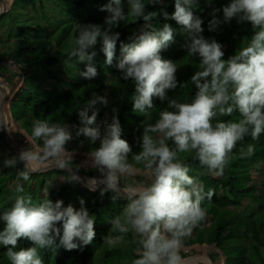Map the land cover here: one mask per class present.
I'll list each match as a JSON object with an SVG mask.
<instances>
[{"label":"clouds","instance_id":"9594fccd","mask_svg":"<svg viewBox=\"0 0 264 264\" xmlns=\"http://www.w3.org/2000/svg\"><path fill=\"white\" fill-rule=\"evenodd\" d=\"M156 5L162 6L161 12L147 11L148 6ZM163 5L164 0H150L147 7L143 0H109L99 9L107 13L103 25H78L75 47L64 60L65 64L69 60L85 64L79 76L93 80L98 76L94 63L96 46L102 45L105 64L110 67L117 60V42L120 41V33L115 29L129 18L144 22L138 32L129 37L130 43L120 44L116 63L120 79L134 85L133 111L145 118L140 125L141 135L136 139L138 152L122 139L118 108L113 107L112 115L106 113L98 122L96 106L107 107L109 101L107 96L94 94L78 111L82 126L76 136L85 137L93 146L81 165H73L74 153L66 148L73 139L72 129L77 126L49 123L45 119H35L31 126V137L42 141V147L38 151L21 149L17 156L3 161L4 167L12 169L23 163V170H19L17 176L24 181L30 180L37 171L34 165L38 164L40 170L55 168L68 172L66 183L83 184L93 192L99 189L101 197L110 193L113 202L125 200L120 214L109 222L111 228L103 237V243L114 247L133 233L139 245V258L132 264H185L181 256L184 242L195 229L202 230V222L208 215L203 204L205 200H212L214 191L205 192L203 183L189 175L191 169L181 154L194 153L193 158L208 174L220 177L229 166L238 143L247 136L256 141L264 134V0H230L222 9L212 7L208 0V7L212 8L207 25L209 32H219L233 20L252 27L253 35L245 39L247 45L240 46L236 54L227 59H224V45L203 34L204 20L194 11L200 7L199 0H174L171 14ZM161 15L165 21H174L187 35L181 47L188 57L199 60L190 78L196 89L190 103L179 102L169 95L188 81L178 82L176 62L162 57V52L175 43L177 29L170 23L154 27V20ZM156 99L167 103V108L159 113L156 123L151 124L147 117L156 106ZM235 112L240 114L238 121L220 119ZM3 125L7 126L6 120ZM169 141L174 148L169 146ZM254 151L255 146L249 144L246 150L240 148L239 154L247 158ZM130 158L134 163H130ZM136 165H142L139 171L150 182L122 184V178L137 174ZM82 167L94 169L99 177L88 178L85 183L77 174ZM15 191L12 206L0 213V221L5 224L0 231V245L6 249L11 264H44L40 250L55 253L59 248L79 250L95 240L97 218L85 207L83 199L77 210L72 205L65 206L62 200L53 202L47 187L46 197L38 204L33 203L31 196L23 194L22 185L18 184ZM21 239L31 241L33 246L17 251Z\"/></svg>","mask_w":264,"mask_h":264},{"label":"trees","instance_id":"16d2710c","mask_svg":"<svg viewBox=\"0 0 264 264\" xmlns=\"http://www.w3.org/2000/svg\"><path fill=\"white\" fill-rule=\"evenodd\" d=\"M49 1L53 2L52 10L47 9V2ZM108 2L109 0H14L12 3H9L7 12L0 17V20L3 18L10 20V25L7 29H4V36L0 34V38L4 37L7 40L15 41L14 48L13 46L10 47V53L0 51V60L2 62L11 61L21 72H16L4 63H0V78L6 82L9 88L14 86L17 79L23 78L24 87L21 88L18 101L11 106V113L13 119L17 123H21L19 125L30 138H32V122L35 119H45L49 123L58 122L61 125L65 123L76 125L77 127L72 129L73 135H76V131L82 126L78 117V111L82 107H85L87 101L91 100L95 94L98 96H107L109 101L107 107L101 104L96 106L99 109L98 121L103 120L106 113L111 116L113 107L118 108L119 119L123 129L122 139L128 141L132 147L136 145V139L141 135L142 131L140 125L145 118L142 114L133 111L131 97L134 92V85L131 81L126 82L120 79L121 73L118 71L116 63L118 62L120 54V44L130 43L129 37L133 33L138 32L144 22L142 20L139 21L137 18H129L128 21L121 23L118 29H115V31L120 33V41L117 42V60H114L112 66L109 67L105 64L106 57L101 51L102 45L98 44L96 46L95 51L97 52V56L94 58V63L98 71V76L95 79L86 80L79 76V72L85 70V64H79L76 60H69L66 64L64 63V60L68 59L70 52L75 47L74 41L79 30L78 25L89 23L103 25L107 13L101 12L99 9ZM143 2L147 7L150 0H143ZM209 2H212V7L222 9L230 0H209ZM199 4L200 7L195 8L194 11H197V14L204 20L203 27L205 31L203 34L206 38H215L219 43L224 45V59L235 55L240 46L247 45V40L245 39H250L253 35L252 27L249 23L238 24L233 20L230 25H223L219 32H209L207 25L211 19L209 13L212 11V8L208 7V0H199ZM17 5L33 8V10L41 14L44 20L38 21L34 19L26 23L28 20L26 18L22 20V24L19 23V19H22L25 14L23 13L22 17L17 14ZM123 6L127 11V4L125 3ZM163 8L171 14L174 11V0H164ZM161 9V5L154 7L148 6L147 11L161 12ZM25 12L27 13L26 10ZM47 12L57 14L59 17L56 20H51ZM219 15L222 18V12ZM164 23H170L177 31L174 37L175 43L169 49L162 52V57L176 62L178 82L184 83L188 81L183 88L178 87L175 92H170L169 95L179 102L190 103L196 91L195 86L190 82V78L198 68L199 60L195 57H188L187 53L181 47L187 35L179 29V26L174 21H165L161 15L154 20L153 26L159 27ZM0 27H2L1 24ZM154 103L156 106L163 104L167 108V103H161L158 99L154 100ZM168 110L173 111V109ZM5 111L7 112L6 105ZM159 113L154 109L151 110L150 120L153 124L158 120ZM89 115H91V111ZM240 118L239 112H235L232 116L221 117L220 119L224 121H238ZM1 129L2 126L0 123V138L5 140V134ZM260 137L262 138L260 144L264 146V134H261ZM72 141H74V138L70 142ZM33 142L39 148L42 147V141L33 139ZM168 143L170 147H175L171 141ZM253 143L254 140L250 136L245 137L244 141L237 144L234 153H237L242 146ZM13 155L17 154L11 149L10 157ZM194 155V153L181 154V158L191 169L189 175L198 178L203 183L205 192L209 189L214 191L212 200L210 202L205 200L203 206L207 208L211 202L213 204H219L222 197L219 198L218 194L223 192L227 195L229 193V185L233 184L232 181L221 182V179L232 175V169L239 165V162L229 163L224 175L215 178L200 166L199 162L193 158ZM240 161L246 160L242 158ZM16 170L18 172L19 168ZM79 172L87 175L83 168ZM15 174L11 175V177H16ZM46 174H56L63 176L65 179L60 186L59 194L56 198L54 197L52 199L53 202L61 200L64 193H70L69 183H66L70 175L68 172L52 171ZM33 176L35 175H32V178ZM139 178L141 179L143 177H136L137 180ZM142 182L145 183L143 180ZM23 183H26V181L21 179L22 186ZM45 186L46 183L42 182V190ZM74 187L81 195L88 193H92L93 195V203L85 207L97 218L95 225L96 237L93 242L102 244L103 237L109 233L111 228V224L105 223L101 218L102 210L113 207L116 203H121V208H123L126 201L119 199L113 202L110 193L101 197L100 191L90 192L81 184H74ZM28 191L29 189L26 183L23 194H28ZM30 192H33L32 185L30 186ZM242 192L244 191H240L239 193ZM232 193L235 194L236 192ZM80 207L81 205L74 208L78 210ZM212 217L213 215L208 210L206 220L202 222V230L201 228H197L193 231L192 236L184 242L185 248L204 244L209 245L207 242L208 238H212L213 243L217 244L225 240L234 241L246 237L251 240L252 246L261 259V263L264 264V258L261 253V246L264 245V222H247L244 224V230L241 229V231L242 220L236 224L227 221L224 224H219L212 222ZM209 223L215 225L214 231L211 234H208L209 231L206 228ZM131 243L132 249H129V251L134 254V251L138 250L139 245L137 243ZM32 246L31 241L21 239L18 242L16 250L18 251L20 248L26 249ZM5 253L6 249L0 245V264H11ZM57 253L54 256L51 250H41L40 256L44 264H89L92 259V252L88 249V246L72 251L60 249ZM195 253V250H191L188 253L181 251V256L183 259H186ZM223 254L226 257L225 264H254L248 258L246 250L238 254Z\"/></svg>","mask_w":264,"mask_h":264},{"label":"rangeland","instance_id":"374dc122","mask_svg":"<svg viewBox=\"0 0 264 264\" xmlns=\"http://www.w3.org/2000/svg\"><path fill=\"white\" fill-rule=\"evenodd\" d=\"M14 0H6L7 2V9L9 3H12ZM49 10L53 8V2H47ZM26 7L24 5L16 6L17 14L22 17L23 13L25 16L22 19H19V23L22 24V20L28 19L26 23L33 21L34 19L38 21L44 20L41 17V14L37 11L33 10L31 7ZM6 9V12H7ZM27 11V13L25 12ZM5 12V13H6ZM48 16L51 20H56L59 15L53 14L52 12H47ZM0 34L4 36V29L10 25V20L7 18H3L0 20ZM1 37V36H0ZM0 51L3 52H11L10 47L13 46L14 48V40H7L6 38H0ZM2 63V61H0ZM6 66H9L12 70L21 73L11 61L4 62ZM4 81V80H3ZM2 83L4 84V82ZM19 82V83H18ZM6 83V82H5ZM21 83V84H20ZM5 85V84H4ZM24 87L23 78L17 79L16 83L13 87L9 88L11 92L10 98H8V103L6 104L7 114L9 116V123L12 125L16 135L19 137V141L21 142L22 146L25 150L32 148L33 151H38L39 147L36 143L33 142V139L30 138L25 131L20 126L21 123H17L11 113V106L13 103L18 101V96L21 94V88ZM21 87V88H20ZM0 101H1V94H0ZM166 107L163 104L159 106H155L153 109L157 112H161ZM5 109V106H4ZM101 121V120H100ZM148 123H152L150 120V116L147 117ZM99 122V121H98ZM20 124V125H19ZM74 141L69 142L66 145L68 151L73 152V165H81L87 159V152L90 150L92 145L89 144L88 140L83 136H76L73 135ZM262 138L259 137L258 140L254 141L253 145L255 146V151L251 157L244 158L246 161H240L242 159L240 157V149L237 153H233L232 159L230 164L234 162H239V165L232 169V175L226 177L225 179H221V182H230L232 181L233 184H230L228 189L229 193L225 195L223 192L219 193V198H221V202L218 204H213L212 202L208 204L207 209L209 210L210 214L213 215L212 222L224 224L227 222H234V224L238 223L240 220L241 227L240 230H244V224L247 222H264V146L261 143ZM81 142H83V146H81ZM99 146L97 143L96 147ZM248 145L242 146L243 148H247ZM241 147V148H242ZM133 151L138 152L139 148L137 145L133 146ZM11 147L7 143L6 139L0 138V213L3 211L8 210L13 203L11 199L15 195H17L15 189L17 185L21 184V179L18 178L16 169L19 170L23 169V164L20 163L17 165L16 168H6L3 166V161L10 157ZM17 156V155H13ZM12 156V157H13ZM130 163H134V161L130 158ZM142 165H136L138 172L135 176L132 177H125L122 178V184H128L133 181L137 183H145L150 182L146 176L142 174L140 169ZM36 168H40L38 164L34 165ZM85 169L87 175L89 176H99V173L96 172L94 169L90 167H82ZM18 170V171H19ZM16 177H11L14 175ZM32 175L33 176L32 178ZM30 180L26 181L27 188L29 189L27 196L32 197V201L34 204H38L42 202V200L46 197L45 188L49 189V198L52 200L54 197L56 198L60 191V186L64 182V177L59 176L56 174L47 175V174H33L32 173ZM137 176H141L143 178L136 179ZM36 177V178H35ZM216 178V176H214ZM11 178V180H10ZM87 180V179H86ZM147 181V182H146ZM42 182L46 183L45 188L42 190ZM26 183H23V187L26 188ZM57 183V184H56ZM32 185L33 192H30V186ZM54 185V186H53ZM53 186V187H52ZM74 184L69 183V194L64 193L62 196V201L64 202L65 206L72 205L73 207L80 206V200L83 199L85 201V206H88L93 203V195L92 193H88L86 195H81L76 189H74ZM240 191H244L239 193ZM92 192V191H90ZM232 192H236L235 194ZM232 194V195H231ZM121 203H116L113 207L104 208L102 210L101 218L105 223H109L113 216L119 215L121 212ZM5 224L3 221H0V231H3ZM207 231L208 234H211L214 231L215 225L209 223ZM241 230V231H242ZM135 243V237L133 233H129L124 241L114 247L108 246L104 243L96 244L92 243L88 245V249L92 252V259L89 264H131L134 259L139 258L138 251L135 250L134 254L129 251L132 249V243ZM209 245L199 246L197 245L196 248L198 250V254L195 253L193 256L184 259V261L192 258H198L199 262L207 263V264H224L226 261V257L223 253H230V254H238L241 253L243 250H246L248 258H250L254 264H262L261 259L258 253L255 251L254 247L252 246V242L250 239L243 237L240 240H225L221 241L220 243H213L212 238H208L207 240ZM58 243V241H57ZM190 248V247H189ZM63 249L59 248L58 250ZM57 250V252H58ZM41 251V250H40ZM183 252L187 253L184 249ZM52 251L53 255L56 256L58 253ZM261 253L264 258V245L261 246ZM214 261H213V260Z\"/></svg>","mask_w":264,"mask_h":264},{"label":"water","instance_id":"95a60500","mask_svg":"<svg viewBox=\"0 0 264 264\" xmlns=\"http://www.w3.org/2000/svg\"><path fill=\"white\" fill-rule=\"evenodd\" d=\"M6 9H7L6 0H0V10H2V11H0V17L6 12ZM2 63H4V62H2ZM2 81H3V79L0 78V82H2ZM3 82L5 84V87H2V85L0 84V94H1L0 111L8 103V98H10V96H11V92H9V88H8L7 84L5 83V81H3ZM3 121H5V119H4L3 116H1L0 117V123H1V126H2L1 130L4 132L6 141L9 144V146L11 147V149L18 155L19 152L21 151V149H24V147L22 146L21 142L19 141V137L16 135L14 129L12 128V125L6 120L7 121V126L4 127ZM23 166H24V164H23ZM52 171H63V170H59V169H55V168H49L47 170H40V168H37V171L35 173H33V174H46V173H49V172H52ZM77 174L81 178H83V177L84 178H91V177H89L87 175L81 174L80 172H78ZM81 185L83 186V184H81ZM83 187H85V186H83ZM85 188H87V187H85ZM97 191H99V189ZM94 192H96V191H94ZM199 264H207V263L200 262Z\"/></svg>","mask_w":264,"mask_h":264},{"label":"crops","instance_id":"0c3cea01","mask_svg":"<svg viewBox=\"0 0 264 264\" xmlns=\"http://www.w3.org/2000/svg\"><path fill=\"white\" fill-rule=\"evenodd\" d=\"M24 81V80H23ZM19 83V82H18ZM21 84V83H20ZM22 87V86H21ZM20 87V88H21ZM204 245H207V244H204ZM199 246H203V245H199ZM191 248V250H195L196 251V253L198 254L199 252H198V250H197V248H196V246L195 247H190ZM184 249H185V247H184ZM183 250V249H182ZM226 262V261H225ZM200 262H199V259L198 258H192V259H189V261L188 260H186L185 261V264H199ZM225 264V263H224Z\"/></svg>","mask_w":264,"mask_h":264},{"label":"bare ground","instance_id":"6f19581e","mask_svg":"<svg viewBox=\"0 0 264 264\" xmlns=\"http://www.w3.org/2000/svg\"><path fill=\"white\" fill-rule=\"evenodd\" d=\"M0 84L2 85V87H5V85L2 83V82H0ZM6 89V88H5ZM7 90V89H6ZM8 91V90H7ZM10 92V91H9ZM1 116H3L4 117V119L5 120H7L8 122H9V116H8V114H7V112L5 111V109H4V107H3V109L0 111V117ZM84 181H85V183H86V179H88V178H82Z\"/></svg>","mask_w":264,"mask_h":264},{"label":"built area","instance_id":"2783aa9c","mask_svg":"<svg viewBox=\"0 0 264 264\" xmlns=\"http://www.w3.org/2000/svg\"><path fill=\"white\" fill-rule=\"evenodd\" d=\"M184 250L188 253L191 251V248H185Z\"/></svg>","mask_w":264,"mask_h":264}]
</instances>
